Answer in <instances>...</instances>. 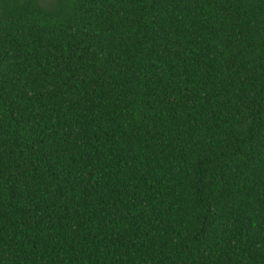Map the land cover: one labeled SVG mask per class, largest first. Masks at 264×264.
<instances>
[{
    "label": "trees",
    "instance_id": "trees-1",
    "mask_svg": "<svg viewBox=\"0 0 264 264\" xmlns=\"http://www.w3.org/2000/svg\"><path fill=\"white\" fill-rule=\"evenodd\" d=\"M0 264H264V0H0Z\"/></svg>",
    "mask_w": 264,
    "mask_h": 264
},
{
    "label": "snow or ice",
    "instance_id": "snow-or-ice-1",
    "mask_svg": "<svg viewBox=\"0 0 264 264\" xmlns=\"http://www.w3.org/2000/svg\"><path fill=\"white\" fill-rule=\"evenodd\" d=\"M46 2H47V0H46Z\"/></svg>",
    "mask_w": 264,
    "mask_h": 264
}]
</instances>
